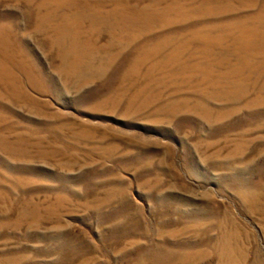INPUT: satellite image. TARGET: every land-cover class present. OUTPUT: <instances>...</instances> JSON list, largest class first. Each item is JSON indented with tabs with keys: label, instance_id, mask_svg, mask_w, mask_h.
<instances>
[{
	"label": "rangeland",
	"instance_id": "obj_1",
	"mask_svg": "<svg viewBox=\"0 0 264 264\" xmlns=\"http://www.w3.org/2000/svg\"><path fill=\"white\" fill-rule=\"evenodd\" d=\"M0 264H264V0H0Z\"/></svg>",
	"mask_w": 264,
	"mask_h": 264
},
{
	"label": "bare ground",
	"instance_id": "obj_2",
	"mask_svg": "<svg viewBox=\"0 0 264 264\" xmlns=\"http://www.w3.org/2000/svg\"><path fill=\"white\" fill-rule=\"evenodd\" d=\"M75 20V19H74ZM75 22V21H74ZM76 23V22H75ZM84 23V22H83ZM71 24V23H70ZM68 26V25H67ZM74 27V26H73ZM83 27V26H82ZM79 29V28H78ZM66 31V30H65ZM76 31V30H75ZM81 34V33H80ZM78 35V34H77Z\"/></svg>",
	"mask_w": 264,
	"mask_h": 264
}]
</instances>
